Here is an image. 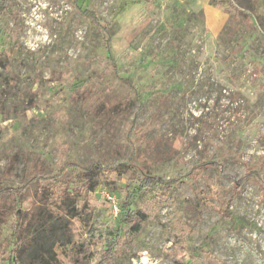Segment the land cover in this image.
Listing matches in <instances>:
<instances>
[{
    "label": "rangeland",
    "instance_id": "1",
    "mask_svg": "<svg viewBox=\"0 0 264 264\" xmlns=\"http://www.w3.org/2000/svg\"><path fill=\"white\" fill-rule=\"evenodd\" d=\"M229 1L254 7L253 20ZM81 8L108 27L115 69ZM0 54V264L17 210L68 188L106 236L118 215L101 189L120 203L127 175L138 185L191 171L136 191L131 206L150 219L117 264H264V192L251 178L235 187L249 170L264 180V0H0Z\"/></svg>",
    "mask_w": 264,
    "mask_h": 264
},
{
    "label": "trees",
    "instance_id": "2",
    "mask_svg": "<svg viewBox=\"0 0 264 264\" xmlns=\"http://www.w3.org/2000/svg\"><path fill=\"white\" fill-rule=\"evenodd\" d=\"M228 9L242 15V20L247 22L253 20L256 11L254 7L241 8L232 1H229ZM80 12L84 16L91 17L103 31L105 48L115 69V59L111 54V35L108 27L100 22L92 10L81 8ZM2 64L3 57L0 54V65ZM114 73L119 80L134 86L127 77L120 75L116 70ZM29 107L31 105L25 108L28 109ZM211 164H214V162H201L196 168H205ZM97 165V163H93L83 168V175L88 182L84 187L88 190H94L97 185L92 180L97 172ZM124 166L125 170L127 169V172L130 173L138 170L137 165L131 161L124 163ZM36 167V175L39 177L42 173L41 168H38V164ZM190 173L192 171L171 178L143 173L141 182L138 185L133 184V176L127 175V184L124 186L126 193L120 203L118 202V224L110 228L106 236L99 234L92 226L87 224L86 211L76 206L75 199L71 198L68 188H64L59 193V198L47 208L34 205L26 212L17 210L14 212L15 225L11 232L13 247L5 263L2 264H117V257L127 251L128 246L133 242V237L141 231L144 224L150 219L146 208H132L130 200L136 191L153 186L176 187L183 183L184 178ZM249 178L256 181L261 191L264 192L263 178L258 172L252 170L245 172L237 180L235 187L239 188ZM89 203L91 205L93 201L90 202L89 200L87 204ZM106 204L110 208L109 203L106 202ZM2 214L0 210V218ZM220 214L223 217L226 216L223 211H220ZM121 231L123 234H121ZM83 234H87L88 238H83ZM89 239H96L93 245H91ZM99 239H101L100 245H98ZM176 240L179 243L185 241L183 235H176ZM201 252L205 253V258L208 261L215 260L208 249L201 248ZM177 264L184 263L177 259Z\"/></svg>",
    "mask_w": 264,
    "mask_h": 264
},
{
    "label": "built area",
    "instance_id": "3",
    "mask_svg": "<svg viewBox=\"0 0 264 264\" xmlns=\"http://www.w3.org/2000/svg\"><path fill=\"white\" fill-rule=\"evenodd\" d=\"M100 195L106 202L109 203L111 211L114 214H118L119 206L116 195L105 188L100 190Z\"/></svg>",
    "mask_w": 264,
    "mask_h": 264
},
{
    "label": "clouds",
    "instance_id": "4",
    "mask_svg": "<svg viewBox=\"0 0 264 264\" xmlns=\"http://www.w3.org/2000/svg\"><path fill=\"white\" fill-rule=\"evenodd\" d=\"M139 264H151L150 258L147 256V254L141 257V261L139 262Z\"/></svg>",
    "mask_w": 264,
    "mask_h": 264
}]
</instances>
